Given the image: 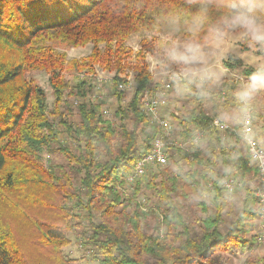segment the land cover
<instances>
[{"label":"trees","instance_id":"1","mask_svg":"<svg viewBox=\"0 0 264 264\" xmlns=\"http://www.w3.org/2000/svg\"><path fill=\"white\" fill-rule=\"evenodd\" d=\"M166 3L184 0H0V264H72L65 254L72 236L98 264H230L229 252L257 245L256 167L234 132L223 135L212 127L222 107L214 90L205 99L187 94L196 107L165 116L179 140L189 141L203 129L216 150L208 157L201 147L188 153L171 146L169 161L174 154L190 164L184 182L159 168L147 182L138 180L132 192L126 188L157 135L142 107L144 92L154 84L146 61L154 39L141 38L136 51L128 41L157 32L154 14ZM45 6L55 11L38 22ZM59 44H91L92 51L69 59ZM223 63L242 66L233 55ZM97 68L115 73L114 124L90 100ZM256 69L244 67L243 76L248 79ZM36 71L50 75L51 110L45 90L28 77ZM129 72L135 74L134 87L125 102L118 85ZM67 73L77 74L76 85ZM45 153L65 162L47 166ZM225 175L244 187L236 213L233 194L220 184ZM188 188L200 195L195 222L177 203L190 199ZM79 208L82 217L74 212ZM244 264H264V256Z\"/></svg>","mask_w":264,"mask_h":264},{"label":"clouds","instance_id":"2","mask_svg":"<svg viewBox=\"0 0 264 264\" xmlns=\"http://www.w3.org/2000/svg\"><path fill=\"white\" fill-rule=\"evenodd\" d=\"M153 31H163L162 55L166 66H175L173 79L181 94L207 98L215 86L213 53L223 55L233 34L249 49L264 52V0H184L183 4H163L154 14ZM233 111H224L218 125L240 127L241 141L253 157H264V146L257 152L262 129L255 120L259 100L264 98V63L232 91ZM222 122V123H221ZM192 143L203 148L206 140L193 133Z\"/></svg>","mask_w":264,"mask_h":264},{"label":"rangeland","instance_id":"3","mask_svg":"<svg viewBox=\"0 0 264 264\" xmlns=\"http://www.w3.org/2000/svg\"><path fill=\"white\" fill-rule=\"evenodd\" d=\"M143 37H146L148 40L154 39L153 46H150L147 50L146 58V61L149 64L148 66L150 68V72L154 77L153 86L163 84L164 81L168 79V77L179 75V70L175 66H166L164 63V57L161 52L165 39L163 31L148 33L140 37L139 35H133L128 41V45L132 47L135 51L140 49L141 38ZM226 47L227 51H225L223 55H220L219 53H213L211 64L215 80V86L212 90H214L220 95V99L221 93L223 91L226 93L225 98L221 99V113L224 111H233L236 107L235 101L232 97V91L240 82H242H236V79L244 78V81L247 80V78L243 76V68L248 65L249 67L257 68L258 65L264 63V52H261L259 49H249L243 42V39L239 38L238 34H233L231 40L228 42ZM57 49L59 50V52H66V56H68L69 59H73V57L76 59H81L87 57L91 53L92 45L89 44L85 47L74 48L71 46L59 44V46H57ZM231 55L241 60V67H237L234 69L225 67L223 62L228 60ZM114 75V72H107L103 71L101 68H97L96 75H94L91 80V83L93 84V91L92 94H90L91 102L95 105H99L100 109L103 111L108 110L110 117L114 116V113L117 109V102L112 86V80ZM134 75L135 74L133 72H129V75L126 78L129 87L124 91L125 102L128 101L133 94L134 84L132 79H134ZM49 76L50 75L44 71H36L28 74V77L30 79H34L37 84H39L45 90L48 99L49 110H51L53 109L54 104V94L48 83ZM66 78L71 82V85H76L77 74L73 75L67 73ZM178 89L179 85L175 83L173 85L172 91H170L169 93L168 104L164 110L165 114L170 118H172L171 113L185 114L195 108L197 105L196 103H198L196 100H186L187 94H181ZM106 117L108 118V116ZM263 121L264 101L259 100L258 113L256 114L255 120L256 127L264 130ZM229 124L231 126H234L231 123ZM204 139L206 140V143L203 148L206 151V154L210 150H216V144H214V142L211 143V141H209L206 137ZM260 141H262L264 144V131H262ZM186 145L189 148V151H193L194 147H191L190 145H188V143ZM207 156L209 157L210 155L207 154ZM43 161L47 166L51 164H62L65 162L62 156L51 153H45L43 155ZM159 168L168 169L169 171H171V173L173 172V174L178 177L182 182H184V174L186 173V171H189L190 164L187 163L185 160L181 159L180 156L173 154L172 157L170 156V161L168 160L167 165L159 167L157 165L151 166L150 168H148L147 172L145 173V176L141 179H144V181L147 182L149 180V177L152 176V174L155 173L157 169L159 170ZM211 178L212 174L209 173V177L205 182V186L209 189L211 187ZM135 183L128 184V187L126 188H128L129 192L133 191ZM257 184V182H252V187L256 188ZM243 188L244 187L242 185L234 193H232V201L235 202L234 208L236 209L234 213H236V211L238 212L240 208V200L241 197H243L244 195ZM187 191L190 194V199H180L177 200V203L179 206L182 207L185 215L192 222H195L201 215V211L197 207V203L200 201V195L196 192L194 188H188ZM225 208L227 213L225 219L227 222H230L232 220V217L229 215L232 209L230 201L225 202ZM80 211L81 209L79 208L74 212L75 214H79V216L82 217L83 214ZM76 220L82 221L83 219ZM256 223L258 225V232L261 235L262 231L260 229L259 222ZM71 238L73 240V243H71V245L65 248V254L69 257L72 264H98L87 256V253L82 247L81 241L79 239H76L73 236ZM262 256H264V241L260 242V240L258 241L257 245H255L252 249L247 250L246 252H241L238 250L232 253H228V257L231 262L230 264H244L245 261L248 259H257Z\"/></svg>","mask_w":264,"mask_h":264},{"label":"built area","instance_id":"4","mask_svg":"<svg viewBox=\"0 0 264 264\" xmlns=\"http://www.w3.org/2000/svg\"><path fill=\"white\" fill-rule=\"evenodd\" d=\"M176 75L168 77L167 80L164 81L161 85H155L148 88L144 92L142 107L146 116L149 118L151 124L156 127L157 135L153 141L152 148L145 155V157L141 158L134 166L131 176L128 178V183H135L145 176L148 168L151 166L157 165L165 166L168 163V150L172 147H177L185 150L186 152H190L187 147L190 145L191 147H196L192 143L193 134L189 141L185 142L183 140H179L175 135V127L169 118L165 116V108L168 104L169 93L173 89V85L176 81L173 79ZM244 81V78L236 79V82ZM128 82V81H127ZM126 83H120L118 85V89L125 91L129 86ZM224 90V89H223ZM222 90V91H223ZM226 93L223 91L221 93V99H224ZM103 114L108 116L110 121L114 124L116 122V118L110 117L108 110H104ZM218 118L213 119L212 127L217 129L221 133L226 134L228 131L234 132L235 136L241 140L240 128H233L230 124L226 127H220L217 123ZM222 123V122H221ZM194 133H199L202 138L206 137V131L203 129H197ZM262 146L258 142L257 144V152ZM247 152L250 155L251 160H253L255 164V169L257 173L258 184L255 188V196L258 199V222L262 234L259 235V240L264 241V157L254 158L251 150L246 145ZM221 186L229 193H234L239 187L243 184L237 182V180L231 175H225L221 180Z\"/></svg>","mask_w":264,"mask_h":264},{"label":"snow or ice","instance_id":"5","mask_svg":"<svg viewBox=\"0 0 264 264\" xmlns=\"http://www.w3.org/2000/svg\"><path fill=\"white\" fill-rule=\"evenodd\" d=\"M54 0H47V4H53ZM55 11L54 8H47L46 6L44 7L43 13L38 17V22H43L46 20L49 16L50 13Z\"/></svg>","mask_w":264,"mask_h":264}]
</instances>
